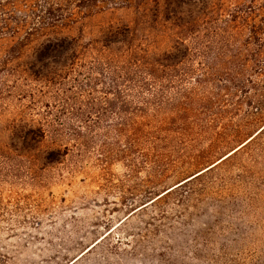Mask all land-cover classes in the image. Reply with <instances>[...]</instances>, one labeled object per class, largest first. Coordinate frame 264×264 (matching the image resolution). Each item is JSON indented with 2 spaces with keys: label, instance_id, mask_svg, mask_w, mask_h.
I'll use <instances>...</instances> for the list:
<instances>
[{
  "label": "trees",
  "instance_id": "16d2710c",
  "mask_svg": "<svg viewBox=\"0 0 264 264\" xmlns=\"http://www.w3.org/2000/svg\"><path fill=\"white\" fill-rule=\"evenodd\" d=\"M121 8L131 20L84 30V18ZM35 35L46 38L30 47ZM0 38L12 42L0 75L31 83L0 115V181L64 162L107 115L122 120L110 137L121 143L104 140L103 165L156 179L120 223L153 207L149 224L166 230L170 200L184 210L225 167L236 182L264 177V0H0ZM205 115H246L256 129L218 131Z\"/></svg>",
  "mask_w": 264,
  "mask_h": 264
},
{
  "label": "rangeland",
  "instance_id": "374dc122",
  "mask_svg": "<svg viewBox=\"0 0 264 264\" xmlns=\"http://www.w3.org/2000/svg\"><path fill=\"white\" fill-rule=\"evenodd\" d=\"M132 16L129 9H108L82 22L86 33L93 34ZM45 38L33 36L30 47ZM10 43L0 38V61ZM0 76H5L0 82V115H10L31 83L15 82L11 74ZM205 116L218 120V131L256 129L242 126L246 115ZM100 118L92 128H84L93 142L71 149L64 162L31 173L25 167L15 169L10 180L0 181V264H264V177L236 182L225 167L224 175L206 179L211 180L207 188L197 184L204 196L184 210L170 200L166 230L156 232L149 224L152 218L153 224L159 221L153 207L120 223L130 211L126 203L132 195L155 187L156 179L152 175L147 180L136 168L128 175L119 160L103 165L104 140L109 147L120 145L110 137L120 135L122 120ZM176 179L167 178V186Z\"/></svg>",
  "mask_w": 264,
  "mask_h": 264
},
{
  "label": "water",
  "instance_id": "95a60500",
  "mask_svg": "<svg viewBox=\"0 0 264 264\" xmlns=\"http://www.w3.org/2000/svg\"><path fill=\"white\" fill-rule=\"evenodd\" d=\"M214 164H215V163H214ZM212 165H213V164H212ZM212 165H210V166H212ZM210 166H208V167H210ZM208 167H207V168H208Z\"/></svg>",
  "mask_w": 264,
  "mask_h": 264
}]
</instances>
